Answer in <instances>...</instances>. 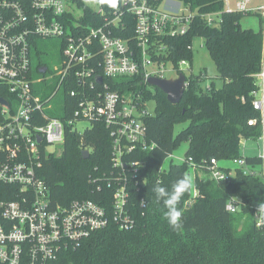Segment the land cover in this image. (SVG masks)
<instances>
[{"label": "built area", "instance_id": "1", "mask_svg": "<svg viewBox=\"0 0 264 264\" xmlns=\"http://www.w3.org/2000/svg\"><path fill=\"white\" fill-rule=\"evenodd\" d=\"M221 2L222 10L201 12L178 0L158 4L155 0H111L107 7L98 1L93 16L100 24L95 26L72 0H0V87L7 93L0 98L7 102L0 105V264H71L68 252L105 230L111 221L123 231L135 227L129 188L138 189L144 164L127 157L154 148L145 125L154 114L147 111L150 101H144L141 93L123 92L111 84L136 80L151 89L149 79L176 80L182 74L187 87L192 74L184 70L186 61L177 65L169 61L165 40L186 35L196 17L216 28L223 14H252L259 17L264 37V0ZM126 16L134 20L132 43L115 32L125 25ZM43 39L60 41V67L53 72L33 61L39 52L37 43ZM43 68L42 76L36 77L35 69ZM256 79L251 96L259 118L247 124L260 127L257 139L262 141V152L254 157L258 163L248 164L241 157L233 164L237 165L234 173L261 178L264 189V62ZM59 93L61 104L53 102ZM82 123L90 128L80 132ZM95 123L109 131L112 167L121 171L111 207L105 206L103 194L100 202L82 199L65 206L53 204L41 176L45 161L61 156L67 134L81 136ZM55 146L62 152L48 151ZM183 163L192 173L198 167L191 159L184 158ZM203 168L216 182L232 176L215 159ZM96 186L101 191V185ZM241 207L242 201L232 197L225 209L236 213ZM259 213L264 216V208Z\"/></svg>", "mask_w": 264, "mask_h": 264}, {"label": "trees", "instance_id": "2", "mask_svg": "<svg viewBox=\"0 0 264 264\" xmlns=\"http://www.w3.org/2000/svg\"><path fill=\"white\" fill-rule=\"evenodd\" d=\"M72 1L83 11L89 23H92L91 19L93 25L100 24L85 0ZM98 1L107 7L111 0ZM162 1L155 0L156 4ZM178 1L199 8L201 12L223 9L221 0ZM240 19L239 15L223 14L220 26L213 28L196 17L186 35L165 40L169 49L168 60L177 65L191 59L193 38H202L218 77L223 80L221 88L216 89L211 83L204 89V73L192 75L187 79L188 85L180 103L172 105L159 89L153 88L152 91L139 81L111 84L123 92L132 89L141 93L144 101L155 102V114L145 121L147 139L155 145L154 148L127 157L144 164L139 173L138 189L129 188L130 212L136 225L123 231L111 221L105 230L93 233L76 250L68 252V262L264 264V216L259 213L264 204L262 179L235 171L228 180L216 182L203 168L211 159L220 162L241 158V141L257 139L261 135L259 126L250 127L247 123L259 118L252 107L251 94L257 88L256 75L262 71L264 37L261 29L257 32L242 30ZM124 22L122 28L115 30L116 35L131 42L134 20L126 16ZM36 57L37 66H48L40 59L39 52ZM37 74L34 73L36 77L42 76V73ZM6 96L4 88L0 87V98ZM183 124L186 126L176 134L175 127ZM183 144H187L185 159H191L198 167L193 171L194 189L180 202L185 212L184 226L173 231L163 219V206L156 201L151 189L158 183L170 188L182 176L192 174L187 163H171L167 171H161L164 161ZM83 151L89 153L86 160L82 158ZM245 159L248 164L259 161ZM41 176L50 188L53 204L65 206L82 199L100 202L103 194L106 195L105 206L111 207L110 199L117 184L115 179L121 176V171L112 167L109 131L104 125L95 123L81 136L67 134L61 156L45 161ZM95 180L97 182L93 183ZM107 183L111 187L107 188ZM96 184L101 185V191H97ZM232 197L242 201V207L236 213L225 209ZM258 220H261L259 226Z\"/></svg>", "mask_w": 264, "mask_h": 264}, {"label": "rangeland", "instance_id": "3", "mask_svg": "<svg viewBox=\"0 0 264 264\" xmlns=\"http://www.w3.org/2000/svg\"><path fill=\"white\" fill-rule=\"evenodd\" d=\"M85 3H87L92 9L97 10L99 7L98 0H85ZM76 13H79L78 10H76ZM239 26L242 30H252L254 32H257L260 30V21L259 17L255 15H248L243 16L239 20ZM37 49L39 51L40 59L42 61H46L48 63V67L50 71H54L55 67H60V41L56 39H43L40 40L37 43ZM192 56L189 61L186 62V66L184 67V70L186 73H190L194 76H197L201 73H204L203 77H205L203 87L204 89L212 83L216 89L221 88L223 85V80L218 77L217 69L211 60L208 51L205 47L204 40L202 38H193L192 40ZM38 58L34 54L33 61L37 60ZM38 62V61H37ZM35 75L38 76L36 69H35ZM172 74H166V77H171ZM153 91V88H151ZM53 102L57 104H61L62 102V94L59 93L57 96V99H55ZM146 109L149 113L155 114V102L150 101L146 103ZM186 124L179 125L175 127V133L177 134L183 127H185ZM90 125L88 123H82L78 126V130L80 132L85 131L86 129H89ZM48 151H54L57 153H61L62 150L60 147H48ZM187 151V144L181 145L177 150H175L172 153L171 157H168L163 165L162 169L164 171H167L169 168V165L171 163L173 164H180L183 159L185 158V153ZM262 152V141L258 139H249V140H242L240 143V155L243 158H254L259 157V155ZM220 167L231 170V173H234V170L237 168V165L233 164V161H220ZM258 168L257 170H259ZM191 176V175H190ZM193 179V174H192Z\"/></svg>", "mask_w": 264, "mask_h": 264}, {"label": "clouds", "instance_id": "4", "mask_svg": "<svg viewBox=\"0 0 264 264\" xmlns=\"http://www.w3.org/2000/svg\"><path fill=\"white\" fill-rule=\"evenodd\" d=\"M193 189L194 182L191 176H182L170 188L158 183L151 189L155 194L156 201L163 206V219L173 231H179L184 226L185 212L180 207V202L183 196ZM261 208H264V204L261 205Z\"/></svg>", "mask_w": 264, "mask_h": 264}, {"label": "water", "instance_id": "5", "mask_svg": "<svg viewBox=\"0 0 264 264\" xmlns=\"http://www.w3.org/2000/svg\"><path fill=\"white\" fill-rule=\"evenodd\" d=\"M40 73H44L45 69H40ZM100 82V79H98ZM148 85L159 89L165 96L168 103L172 105H177L180 103L183 94L186 90V78L184 75L180 74L176 80H158V79H149ZM0 105H7V102L4 99H0ZM82 158L88 159L89 153L87 151L82 152Z\"/></svg>", "mask_w": 264, "mask_h": 264}, {"label": "crops", "instance_id": "6", "mask_svg": "<svg viewBox=\"0 0 264 264\" xmlns=\"http://www.w3.org/2000/svg\"><path fill=\"white\" fill-rule=\"evenodd\" d=\"M219 165H220V163H219ZM192 174H193V173H192ZM192 174H191V175H192Z\"/></svg>", "mask_w": 264, "mask_h": 264}]
</instances>
